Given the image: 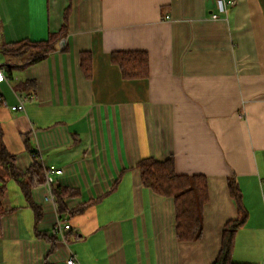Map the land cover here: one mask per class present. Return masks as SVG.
Returning a JSON list of instances; mask_svg holds the SVG:
<instances>
[{
    "label": "crops",
    "instance_id": "obj_1",
    "mask_svg": "<svg viewBox=\"0 0 264 264\" xmlns=\"http://www.w3.org/2000/svg\"><path fill=\"white\" fill-rule=\"evenodd\" d=\"M226 2L213 18L217 0H0V125L22 172L5 177L0 264H213L238 216L229 177L248 211L233 259L264 264V0ZM67 13L44 59L9 47L59 33ZM128 50L148 53V77H123L111 56ZM33 151L41 169L23 175ZM170 156L208 179L196 241L178 239L174 197L142 183V159ZM47 169L62 173L48 183ZM58 185L76 191L64 212L48 199Z\"/></svg>",
    "mask_w": 264,
    "mask_h": 264
},
{
    "label": "trees",
    "instance_id": "obj_2",
    "mask_svg": "<svg viewBox=\"0 0 264 264\" xmlns=\"http://www.w3.org/2000/svg\"><path fill=\"white\" fill-rule=\"evenodd\" d=\"M67 18L68 13L65 16L61 31L59 33H52L47 40L40 42H26L22 40L10 44L9 47L19 54L21 52H30V61L27 64L42 60L56 49L57 41L65 34ZM111 57L115 63L119 64L124 78L134 79L149 76V57L146 51H116L112 53ZM80 58L81 67L86 76L91 77L92 55L88 52H82ZM3 136L4 132L0 125V235L2 233L1 219L6 211L2 205V199L6 190L5 177L10 175L20 178V175H22V172L16 168L13 157L5 146ZM33 153L36 154L35 151ZM36 157L37 160H35L34 165L25 171L23 175H31L33 172H38L41 169V163L38 160L37 154ZM139 167L144 186L153 189L156 193L163 196L174 197L178 239L181 241H196L201 239L204 232L205 205L209 201L207 177L203 174L186 175L177 173L172 156L165 160L145 158L139 162ZM24 185L28 194L31 184L25 182ZM228 185L231 195L238 203V216L228 220L223 226L221 250L213 264H253L236 262L233 259L236 236L239 229L248 220V211L243 204L241 189L234 177L228 178ZM52 192L60 212L66 210L65 198L76 194V191L59 185L53 186ZM88 205L89 202L84 203L70 212L72 214L82 212Z\"/></svg>",
    "mask_w": 264,
    "mask_h": 264
},
{
    "label": "built area",
    "instance_id": "obj_3",
    "mask_svg": "<svg viewBox=\"0 0 264 264\" xmlns=\"http://www.w3.org/2000/svg\"><path fill=\"white\" fill-rule=\"evenodd\" d=\"M218 3V8H219V12L218 13H213L212 17L213 18H217L219 16V13H225L226 12V6H227V2L226 0H217ZM7 79V75L5 74V72L3 71V69L0 67V82L5 81ZM3 102L5 103V101L3 100ZM24 102L25 99L21 100L17 105H13L12 108L14 110H24ZM52 172H57V173H62L61 169H47L46 173H47V182L48 183H52L53 178L50 175ZM48 199H54V194L52 192V188H51V192L48 195ZM71 229V226L69 223H67L66 219H62L60 218L57 221V224L55 225V230L62 234L63 236H65V233L68 232ZM74 262V258H70L69 259V263H73Z\"/></svg>",
    "mask_w": 264,
    "mask_h": 264
}]
</instances>
